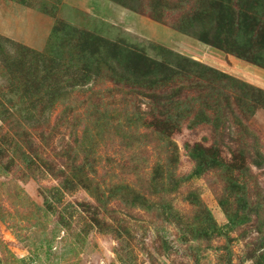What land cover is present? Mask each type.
Instances as JSON below:
<instances>
[{"label":"rangeland","instance_id":"rangeland-1","mask_svg":"<svg viewBox=\"0 0 264 264\" xmlns=\"http://www.w3.org/2000/svg\"><path fill=\"white\" fill-rule=\"evenodd\" d=\"M149 16L108 0H0V36L39 53L61 21L157 61L170 50L245 86L227 91L222 115L202 102L169 133L164 115L184 110L108 79L28 110L0 76V264H264V108H237L252 89L264 92V68L169 27L178 14L163 12L162 23ZM174 92L182 103L189 95ZM185 146L225 167L190 177ZM72 164L82 172L72 176ZM64 175L72 190L54 197Z\"/></svg>","mask_w":264,"mask_h":264},{"label":"trees","instance_id":"trees-1","mask_svg":"<svg viewBox=\"0 0 264 264\" xmlns=\"http://www.w3.org/2000/svg\"><path fill=\"white\" fill-rule=\"evenodd\" d=\"M108 1L134 13L148 12L149 17L158 23L164 22L163 12L178 14L179 18L173 21L172 26L169 23V27L206 46L264 68V0ZM160 51L161 60L157 61L146 55L144 49L111 42L59 21L52 28L44 53L0 36V76L18 95L21 105L24 99L29 102L32 109L28 110H35L39 106L49 107L56 102L63 104L82 82L108 79L116 86L136 89L159 101H172V109L176 112L184 110L183 117L172 112L164 115L163 122L169 125V133L172 129L178 130L182 121L187 120L194 107L202 102L205 107L215 109L222 115L221 106L230 99L227 91L234 90V86L239 87L240 82L192 58L170 50ZM170 86L174 89H169ZM176 87L189 91L184 103L176 98ZM241 87L245 89L244 85ZM67 89H71V92H67ZM252 90L251 97L245 94L237 102L238 109H248L250 114L264 108V92ZM0 117L4 119L1 113ZM158 129L166 135L163 128ZM11 144L20 162L30 169L27 153L19 152L21 148L17 152L15 142ZM185 149L194 164L190 177L225 167L203 148L185 146ZM73 157L76 159V153ZM72 165V176L82 172V168ZM170 180L176 181L175 178ZM153 182L160 183L158 178L151 180ZM62 190H72L65 175L60 186L50 191L56 197ZM116 191L119 199L125 197L120 195L119 190ZM145 202L135 196L132 203L140 204L139 208L149 212L151 208ZM165 215L167 221L172 219L178 227L182 225L181 219L171 210L166 209ZM123 230L125 235H130L125 228ZM117 237L121 238V232Z\"/></svg>","mask_w":264,"mask_h":264}]
</instances>
